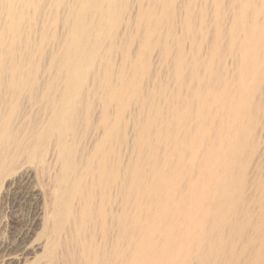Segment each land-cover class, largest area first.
Wrapping results in <instances>:
<instances>
[{"label":"bare ground","instance_id":"obj_1","mask_svg":"<svg viewBox=\"0 0 264 264\" xmlns=\"http://www.w3.org/2000/svg\"><path fill=\"white\" fill-rule=\"evenodd\" d=\"M260 151L264 0H0V195L47 173L43 264H264Z\"/></svg>","mask_w":264,"mask_h":264},{"label":"rangeland","instance_id":"obj_2","mask_svg":"<svg viewBox=\"0 0 264 264\" xmlns=\"http://www.w3.org/2000/svg\"><path fill=\"white\" fill-rule=\"evenodd\" d=\"M258 153L263 159V165L264 154L261 151ZM262 169L264 173V165L263 168L261 166ZM8 183L0 195V264H43L46 260L37 244L46 238L42 232L41 218L43 219L46 210L44 207L50 198L47 173L38 170L31 177H16ZM250 192L253 193L252 190ZM42 193L45 194L44 197ZM58 253L52 256L53 264L63 262ZM12 257L16 260L11 259ZM57 260H61V263Z\"/></svg>","mask_w":264,"mask_h":264}]
</instances>
